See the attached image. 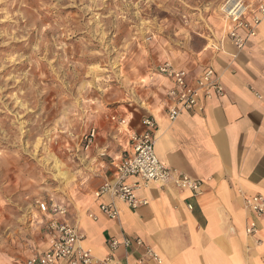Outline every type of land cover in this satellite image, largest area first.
<instances>
[{
	"label": "crops",
	"instance_id": "1",
	"mask_svg": "<svg viewBox=\"0 0 264 264\" xmlns=\"http://www.w3.org/2000/svg\"><path fill=\"white\" fill-rule=\"evenodd\" d=\"M220 19L216 29L214 25L205 32L204 44L195 56H166L154 70L170 63L184 70L188 85L194 86L202 72L211 68L223 88L221 97L202 100L200 112L184 111L171 123L165 94L173 83L154 72L152 78L148 75L138 81L134 99H120V105L116 102L104 108L106 114L98 111L91 116L89 130L95 129L97 139L89 151L76 154L75 182L63 186L56 201L46 203L67 209L57 220L83 236L82 246L94 258L111 255L132 262L142 253L134 245L139 239L159 254L163 264H264V215L254 217L245 205L247 198H264V22L243 50L237 51L228 39L213 38L223 28ZM112 117L123 118L124 128L117 127ZM147 117L155 122L158 161L201 181V192L194 195L172 182L163 187L149 184L136 192L144 205L131 210L115 200L119 215L110 220L99 209L110 198L94 194L101 184L115 179V166L132 153L131 136L145 131L142 120ZM125 182L137 179L129 177ZM48 220L50 216L38 210L32 229L36 234L32 233L35 236L29 239L25 255L0 264H22L33 254L45 252ZM252 221L257 232L247 236L245 230ZM124 238L131 241L127 249L121 244L114 251L109 249L108 241L121 243Z\"/></svg>",
	"mask_w": 264,
	"mask_h": 264
},
{
	"label": "rangeland",
	"instance_id": "2",
	"mask_svg": "<svg viewBox=\"0 0 264 264\" xmlns=\"http://www.w3.org/2000/svg\"><path fill=\"white\" fill-rule=\"evenodd\" d=\"M223 2L0 0V262L25 255L38 203L75 182L91 116L134 99L161 58L195 56Z\"/></svg>",
	"mask_w": 264,
	"mask_h": 264
},
{
	"label": "built area",
	"instance_id": "3",
	"mask_svg": "<svg viewBox=\"0 0 264 264\" xmlns=\"http://www.w3.org/2000/svg\"><path fill=\"white\" fill-rule=\"evenodd\" d=\"M220 15L223 20V36L221 42L228 39L237 51L243 50L247 42L255 37L258 28L264 22V0H224L221 4ZM155 72L170 79L173 83L166 94V115L169 122L173 123L184 111L200 112L201 101L208 100L215 95L221 97L223 88L219 79L214 75L211 68H206L196 79L195 85L190 86L186 81V72L175 69L170 63L156 67ZM111 120L117 125H124V119L112 117ZM142 125L145 131L140 135L131 136L132 153L124 155L121 161L115 166V179L106 181L100 185L94 194L95 198L107 196L110 203L99 207L101 213L110 220H116L119 210L114 201H119L128 209L135 210L146 202L139 199L136 192L142 187L153 184L163 187L172 182L180 190H188L194 195L201 192L202 182L191 179L187 176L171 171L163 166L156 158L154 152V129L155 122L152 118H144ZM97 139L95 129L89 130L81 138L82 148L89 151ZM101 156H104L101 153ZM129 177H135L137 182L126 184ZM246 208L256 218L264 215V198L253 196L245 199ZM38 210L43 215H49L44 229L48 236V249L42 253H35L22 264H163L159 254L150 246L144 245L139 239L134 245L142 249L139 258L132 262L119 261L111 255L103 259H96L91 251L82 246L83 236L66 223L57 220L67 213V209L56 204L41 202ZM257 232L255 221H252L246 228L245 234L253 236ZM128 248L131 241L124 238L121 243L110 240L107 245L114 251L119 245Z\"/></svg>",
	"mask_w": 264,
	"mask_h": 264
},
{
	"label": "bare ground",
	"instance_id": "4",
	"mask_svg": "<svg viewBox=\"0 0 264 264\" xmlns=\"http://www.w3.org/2000/svg\"><path fill=\"white\" fill-rule=\"evenodd\" d=\"M62 177H64V174H60Z\"/></svg>",
	"mask_w": 264,
	"mask_h": 264
}]
</instances>
